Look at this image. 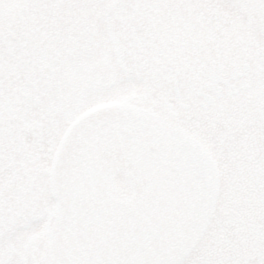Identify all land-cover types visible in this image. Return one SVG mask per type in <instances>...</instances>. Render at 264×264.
Wrapping results in <instances>:
<instances>
[{
	"label": "flooded vegetation",
	"instance_id": "flooded-vegetation-1",
	"mask_svg": "<svg viewBox=\"0 0 264 264\" xmlns=\"http://www.w3.org/2000/svg\"><path fill=\"white\" fill-rule=\"evenodd\" d=\"M62 1L25 2L19 47L2 48L5 71H33L38 82L60 55L69 85L82 74L79 93H72L84 107L72 128L82 143H70L51 167L23 169L19 214L34 212L47 194L40 210L61 219L70 249L85 246L94 264H157L159 249L175 236L152 223L156 208L170 210L177 197L171 209L184 222L186 200L200 214L212 191L209 163L199 180L185 149L201 151L199 137L208 135L224 145L220 152L242 158L264 138V0L231 2L229 11L223 7L230 0H113L101 15V0H84L93 14L57 16ZM9 135L7 128L10 148ZM17 151L27 155L24 145Z\"/></svg>",
	"mask_w": 264,
	"mask_h": 264
},
{
	"label": "rangeland",
	"instance_id": "rangeland-1",
	"mask_svg": "<svg viewBox=\"0 0 264 264\" xmlns=\"http://www.w3.org/2000/svg\"><path fill=\"white\" fill-rule=\"evenodd\" d=\"M215 1H222L225 4L228 0ZM240 1L242 0H230V5L226 8L223 7V9L229 11L234 8L231 2H238L237 4L240 5ZM25 2L27 0H0V189L7 187L3 193L0 191V264H4L3 262L6 261L8 255L12 257V262L15 264H36L40 260L41 264H94L90 260L92 252L85 246L81 247L80 243H73V249H70V236L62 226L61 219L57 220L59 226H56L55 229L40 227L45 222L46 217L49 218L48 212L41 213L40 210L47 198L46 196L36 204L34 212L28 215H17L20 208L19 203L22 199L23 169L33 170L39 165L46 168V162L50 159L49 157L44 158V154L40 153L38 149L31 151V156L27 158L29 160L23 159L21 153L17 154V151H14L18 149L19 144H25L27 151H30L33 144L38 145L39 143L49 142H39L38 139H33L32 134L19 131L21 129L34 130L36 128H33L34 125L29 118L30 115L27 117L30 120L29 124L27 122L26 124L21 123L22 121L18 118H11L12 113L19 107L15 103L16 99L19 103H25L24 112L27 114L38 113L41 111L40 109H43L45 112L50 111L54 117L60 118L58 123L49 126V132L55 136V142L53 143H56V141L59 143V153L65 152L71 144L82 143L81 140H77L78 130H76L72 139V128L67 126L73 123L74 117H80L84 111L83 106L78 107L77 103L72 100V93L73 96L79 93L82 74L78 73L75 78V81H78L79 84H75L74 87L68 84V77L71 72L67 68L65 55L58 57L57 65L61 62L62 67L60 66L57 72L53 70L54 79L49 82L44 81L41 89L37 88L39 84L35 83L36 78L34 76L25 78L26 75H32L33 73L18 71L6 73L2 69L1 45L6 39L9 42H14L12 34L18 32V20L22 15L21 9L24 7ZM112 5L113 0H104L100 4L101 11L111 12ZM260 24L263 26L261 22ZM237 31L238 35L241 36L243 30L239 29ZM18 73L22 74V77L19 74V81L16 79ZM5 75L7 76L5 77ZM4 84L6 86L9 84L8 92L10 94L9 103L7 104L8 111H5V127L3 119L4 104H6ZM36 97L39 98L37 104L34 102ZM185 113L187 115V112ZM7 128L12 130L9 135L12 141L10 148L8 140L5 139ZM53 136H50V138L53 139ZM48 137L45 136L44 140H48ZM199 143H201V149L204 151L211 168V194L207 196V201L202 204L199 215L196 214V208L192 206L193 202L186 200L187 209L191 211L186 213L184 222L181 221L177 210L173 211L171 209L172 205L179 203L177 197L173 199L169 197L170 210H165L164 207L156 208L155 215L151 220L152 223L161 228L165 227L162 225L166 224V229L169 228V231L175 236L173 238L170 233V243L159 249L157 264H192V262L202 264L207 258V254L213 251L214 232L222 225L224 220L223 198L221 199V196L226 184L223 179V165L221 163L223 153L219 152L221 148H224V145L214 143L208 135L200 136ZM37 157H40V163H37V165L32 164ZM51 165H53V161ZM61 165L65 166V170L70 169L68 163L65 165L62 162ZM59 168L62 167L59 166ZM165 200L168 202V199ZM183 226L185 235L182 232ZM40 248H43V251ZM183 250H185L183 255L176 260L177 255ZM40 256L43 258H40Z\"/></svg>",
	"mask_w": 264,
	"mask_h": 264
},
{
	"label": "trees",
	"instance_id": "trees-1",
	"mask_svg": "<svg viewBox=\"0 0 264 264\" xmlns=\"http://www.w3.org/2000/svg\"><path fill=\"white\" fill-rule=\"evenodd\" d=\"M257 139V138H256ZM231 195L224 200V220L217 245L202 264H248L264 252V138L238 158Z\"/></svg>",
	"mask_w": 264,
	"mask_h": 264
},
{
	"label": "snow or ice",
	"instance_id": "snow-or-ice-1",
	"mask_svg": "<svg viewBox=\"0 0 264 264\" xmlns=\"http://www.w3.org/2000/svg\"><path fill=\"white\" fill-rule=\"evenodd\" d=\"M248 264H264V252H261L257 257L250 259Z\"/></svg>",
	"mask_w": 264,
	"mask_h": 264
},
{
	"label": "water",
	"instance_id": "water-1",
	"mask_svg": "<svg viewBox=\"0 0 264 264\" xmlns=\"http://www.w3.org/2000/svg\"><path fill=\"white\" fill-rule=\"evenodd\" d=\"M193 158H195V156H193ZM203 162L201 160H198L196 163V167H202Z\"/></svg>",
	"mask_w": 264,
	"mask_h": 264
}]
</instances>
